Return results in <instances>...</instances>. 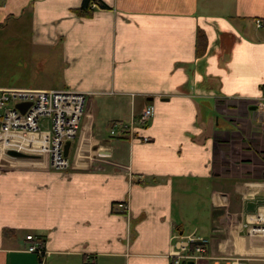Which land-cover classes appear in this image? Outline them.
<instances>
[{
    "label": "crops",
    "instance_id": "crops-1",
    "mask_svg": "<svg viewBox=\"0 0 264 264\" xmlns=\"http://www.w3.org/2000/svg\"><path fill=\"white\" fill-rule=\"evenodd\" d=\"M82 1L0 0V31L29 34L59 78L42 89L87 99L68 167L0 166V264H173L188 234L207 240L195 264H264V0H99L90 17ZM27 138L6 145L45 152Z\"/></svg>",
    "mask_w": 264,
    "mask_h": 264
},
{
    "label": "built area",
    "instance_id": "built-area-1",
    "mask_svg": "<svg viewBox=\"0 0 264 264\" xmlns=\"http://www.w3.org/2000/svg\"><path fill=\"white\" fill-rule=\"evenodd\" d=\"M255 25L262 26L261 20L255 19ZM84 101V93L69 88L0 87V142L2 139H11L13 135H28L43 140L45 144V152L28 151L14 144H7L3 146L5 155L8 149L43 154L47 156L51 167L59 169L68 167V158L63 153L64 144L67 140L71 141L78 133L83 117ZM20 102L28 103L23 112L16 108V104ZM256 105L264 115V91ZM151 116L152 107L148 106L133 118L132 124L113 123L109 134L126 135L132 131L135 124L144 125ZM142 140L146 141L148 138L144 136ZM250 232L264 237V217H259L257 223L250 227ZM25 239L29 241L27 251L37 253L41 257L45 255L44 248L33 235H25ZM173 239H175L174 248L170 252L173 264H195V261L202 257L206 239L198 238L194 234L185 237L174 235Z\"/></svg>",
    "mask_w": 264,
    "mask_h": 264
},
{
    "label": "rangeland",
    "instance_id": "rangeland-1",
    "mask_svg": "<svg viewBox=\"0 0 264 264\" xmlns=\"http://www.w3.org/2000/svg\"><path fill=\"white\" fill-rule=\"evenodd\" d=\"M15 30L16 28L0 31V87H39L38 89L58 87L59 78L48 72L51 65L42 66L34 58L37 51L29 39V34H15ZM26 137L29 141L35 140L33 136ZM0 143V158L3 157L0 166H3L8 163L9 158L3 150L6 140Z\"/></svg>",
    "mask_w": 264,
    "mask_h": 264
},
{
    "label": "trees",
    "instance_id": "trees-1",
    "mask_svg": "<svg viewBox=\"0 0 264 264\" xmlns=\"http://www.w3.org/2000/svg\"><path fill=\"white\" fill-rule=\"evenodd\" d=\"M107 8V6L99 0H83L80 7L75 9V13L81 17H90L93 13L94 8ZM199 35V34H198ZM200 41V36L198 42ZM201 50L197 49V53L201 54ZM11 232L9 229L4 230L5 236Z\"/></svg>",
    "mask_w": 264,
    "mask_h": 264
},
{
    "label": "water",
    "instance_id": "water-1",
    "mask_svg": "<svg viewBox=\"0 0 264 264\" xmlns=\"http://www.w3.org/2000/svg\"><path fill=\"white\" fill-rule=\"evenodd\" d=\"M27 106H28V103H25V102H20L16 104V108L20 109L22 112L25 110ZM69 146H70V140H67L64 144V149H63L64 150L63 153L65 156L68 155ZM6 153L8 156L13 157V158H28L30 156L16 149H8ZM249 204H247V209H249V206L251 205L253 206V203H249Z\"/></svg>",
    "mask_w": 264,
    "mask_h": 264
},
{
    "label": "bare ground",
    "instance_id": "bare-ground-1",
    "mask_svg": "<svg viewBox=\"0 0 264 264\" xmlns=\"http://www.w3.org/2000/svg\"><path fill=\"white\" fill-rule=\"evenodd\" d=\"M5 139H2L1 142H3Z\"/></svg>",
    "mask_w": 264,
    "mask_h": 264
}]
</instances>
